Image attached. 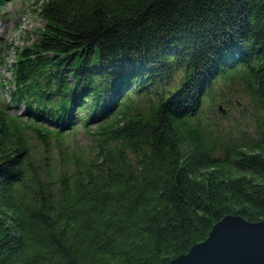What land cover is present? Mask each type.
I'll return each mask as SVG.
<instances>
[{
	"label": "trees",
	"instance_id": "1",
	"mask_svg": "<svg viewBox=\"0 0 264 264\" xmlns=\"http://www.w3.org/2000/svg\"><path fill=\"white\" fill-rule=\"evenodd\" d=\"M39 2L0 85V264H169L264 221V0Z\"/></svg>",
	"mask_w": 264,
	"mask_h": 264
},
{
	"label": "rangeland",
	"instance_id": "2",
	"mask_svg": "<svg viewBox=\"0 0 264 264\" xmlns=\"http://www.w3.org/2000/svg\"><path fill=\"white\" fill-rule=\"evenodd\" d=\"M40 0H10L3 5L0 18V85L6 84V81L11 78L8 69L15 61L17 52L21 51L22 47L30 44L37 38L38 29L43 28L44 22L38 15V5ZM176 82V81H175ZM7 88V87H6ZM4 91V92H3ZM9 92L1 89L0 97L7 103L9 101ZM246 99L237 101L238 108L229 109L219 101L213 108L205 110L204 116H208L210 121H214L221 129L233 130L237 123L232 120L239 118L242 107ZM222 111L219 112L218 108ZM10 114L23 113L24 107L10 106ZM230 113V114H229ZM221 116H226L221 118ZM250 118L246 122L250 123ZM90 143V138L85 130L78 126L74 133L69 136V144L74 147L85 148V145Z\"/></svg>",
	"mask_w": 264,
	"mask_h": 264
},
{
	"label": "water",
	"instance_id": "3",
	"mask_svg": "<svg viewBox=\"0 0 264 264\" xmlns=\"http://www.w3.org/2000/svg\"><path fill=\"white\" fill-rule=\"evenodd\" d=\"M218 110L225 113L221 107ZM187 250L169 264H264V221L226 216L212 226L204 241Z\"/></svg>",
	"mask_w": 264,
	"mask_h": 264
}]
</instances>
